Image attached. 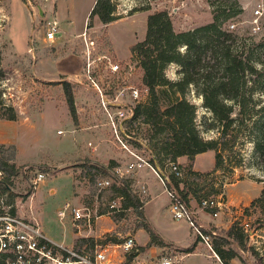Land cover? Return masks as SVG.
Listing matches in <instances>:
<instances>
[{
  "label": "rangeland",
  "instance_id": "obj_1",
  "mask_svg": "<svg viewBox=\"0 0 264 264\" xmlns=\"http://www.w3.org/2000/svg\"><path fill=\"white\" fill-rule=\"evenodd\" d=\"M219 1L222 0H109L112 19L103 23L99 15L92 12L96 0H0V101L12 107L16 115L14 119L0 118V158L14 166L17 173L10 177L11 190L18 195V200L22 197V202L30 188L29 178L36 171L45 173L31 204L44 233L51 239L70 242L75 238L68 217L61 221L57 216V209L63 201L69 200L79 206H88L92 213L102 214L91 224L90 236L100 241H113V238L120 240L130 233L136 242L143 243L147 233L137 232L139 228L136 227L144 222L143 213L138 216L137 210L121 209L122 198L111 189L113 183L119 184L115 180L119 177L112 176L110 185L99 190L95 180L109 175L95 168L86 173L91 164L108 165L112 161L115 164L132 159L128 150L120 148L113 139L109 126L103 124L105 115L99 94L91 84L109 98L123 90L126 101L130 100L129 88L136 87L140 91L141 104L148 102L150 93L141 81L143 69L138 56L130 50L133 44L144 39L147 16L164 10L175 32L187 31L211 22L213 6ZM224 1L230 5L226 11L231 15L223 17L220 26L232 32L235 40L231 48L245 50V53L251 50V64L258 71L264 69V0ZM37 5L41 6L42 15L36 10ZM255 8H259L257 14ZM51 18L58 22L53 42L44 38V23ZM90 41L94 45L89 57ZM261 41L263 43L256 46ZM184 50L185 46H179V52ZM108 61L118 65L116 73L111 74ZM205 71L204 67L190 71L195 81L187 85L182 96L194 105V123L199 135L215 140L218 150H207L196 157L195 166L206 169L198 171L199 175H189V162L185 156L181 157L179 164L185 175L179 188L186 193L197 223L220 235L238 219L245 218L252 225L264 218V199L262 204L245 210L248 200L260 194L264 183V148L257 150L253 142L262 133L258 119L264 114V91L262 81L252 85L254 76H245V85L239 91L249 110L244 125L238 122L236 103L221 97V101L234 108L232 115L237 116L222 135V123L205 106L201 93L216 81L225 80V76L220 69L212 70L209 76H205ZM162 76L170 82L181 79L180 65L167 63ZM67 84L73 94L74 117L63 91ZM168 88L164 85L155 88L162 107L180 98L177 91L168 94ZM133 103L134 107L137 102ZM130 128L138 137L147 140L149 126L142 117L136 116ZM58 130L63 132L58 133ZM127 144L130 149L149 156L147 146L134 139ZM223 144L224 149L221 148ZM216 151L222 154L218 169L212 165ZM125 178L131 180L130 191L142 204L151 194L144 211L149 217L145 221L155 234L179 242L190 239L192 244L190 251L169 244L153 254L168 255L175 249L183 255L180 264H218L214 257L207 256L208 248L191 234L188 222L172 218L170 198L150 168L143 167ZM143 181L146 191L141 187ZM219 194L224 198L225 207L212 217L200 207V200ZM113 201L120 210L110 209ZM119 213L122 215L118 216ZM255 233L257 236H253V241L249 238L248 246L252 242L264 246V228ZM144 248L145 245L140 246L143 255H147ZM241 256L242 259L234 258L231 263L259 264L248 249L242 251Z\"/></svg>",
  "mask_w": 264,
  "mask_h": 264
},
{
  "label": "trees",
  "instance_id": "obj_2",
  "mask_svg": "<svg viewBox=\"0 0 264 264\" xmlns=\"http://www.w3.org/2000/svg\"><path fill=\"white\" fill-rule=\"evenodd\" d=\"M229 7L230 5L224 0L219 1L213 6L211 22L191 30L179 32L174 31L166 11L153 12L147 16L144 39L133 44L130 48L131 52L138 56L143 69L141 81L148 89L151 97L148 102L136 104L133 107V116L134 118L136 116L142 117V121L149 126L146 137V149L149 154L148 160L154 166L155 164H159L162 167L167 160H176L179 156H185L189 162L187 168L188 174L199 175L201 172L199 173L190 168L194 156L207 150H218L215 140H207L199 135L194 123V105L182 96L185 93L187 85L195 81L190 72L191 70L204 67L206 70L205 76H209L213 72L212 70L219 71L220 69L225 76V80L216 81L211 88L205 89L201 93L205 106L222 123V135L235 122V117L238 116V122L244 125V120L249 115L244 96L239 93L245 85V76H254L252 85L258 80L262 81L264 91V69L258 71V68H255L251 64L252 51L248 50L245 53V50H233L231 46L235 38L232 32L227 29H222L220 26L222 18L231 15L229 10L226 11ZM111 10L112 7L109 0H96L92 12L97 13L103 23H107L112 19L110 14ZM262 43V41L258 42L256 46ZM182 45L185 46V50L181 53L179 52V46ZM169 62H175L180 65V69L182 70L181 79L170 82L162 76V69ZM208 66L209 71H207ZM158 85L168 86L169 88L166 90L168 94L171 91H177L180 98H175L162 107L155 94V88ZM223 85V90H219ZM63 91L69 112L74 117L75 108L72 90L67 84L63 87ZM221 97L236 103L237 116L232 115L234 108L221 101ZM15 117L13 108L2 104L0 101V118L14 119ZM258 120L260 121L262 133L261 136L254 138L253 142L256 149L261 150L264 148V114ZM256 121L254 124H256ZM225 147V144H223L221 148L224 149ZM221 161L222 154L220 151H216L214 154L215 169L220 168ZM113 164V161L106 166L91 164V166H87L86 173L91 168H95L97 172L109 175L108 167H111ZM13 167L12 164H7L4 159L0 158V168L6 174L4 181L9 185L12 183L10 179L11 175L17 173ZM184 175L178 178L173 174H169V181L165 183V187L172 190L177 197L185 201L188 205L186 193L183 188H179V184L184 181ZM115 180H118L119 184L113 183L110 186L122 198L121 209L137 210V215L142 216V210H140L142 203L129 188L131 180L127 178L123 179V177ZM263 199L264 183L260 194L249 202L245 210L262 204ZM117 215L121 216L122 214L119 213ZM263 220L264 218L257 219L253 222L256 224L250 225V228L253 231L264 228ZM136 227L143 228L148 233L149 240L147 245H169L150 229L147 221L139 222ZM81 239L76 238V242ZM112 240L116 241L117 239L113 238ZM248 240L249 233L245 232L237 221H234L222 234L213 235L212 247L224 264H232L231 261L234 258L242 259L241 252L247 249L256 257L259 264H264L258 251L252 246H248ZM185 249L186 251H190L188 250L190 248Z\"/></svg>",
  "mask_w": 264,
  "mask_h": 264
},
{
  "label": "built area",
  "instance_id": "obj_3",
  "mask_svg": "<svg viewBox=\"0 0 264 264\" xmlns=\"http://www.w3.org/2000/svg\"><path fill=\"white\" fill-rule=\"evenodd\" d=\"M36 10H38L37 7ZM258 12L259 8H255L254 13L257 14ZM44 26V38L53 42L58 33L57 20L55 18L48 19ZM90 42L91 46L94 45L92 41ZM92 48L93 46L91 49H87L89 57ZM108 67L112 71L111 74H114L118 65L108 61ZM91 85L96 88L99 94L100 107L113 133V139L120 148L128 150L132 156V159L124 163H117L108 167L109 177L96 179L95 187L102 190L110 185L112 176L127 177L140 168H150L158 176L170 198L169 211L172 218L186 220L198 242L204 244L210 251L207 256L214 257L218 264H224L212 247V237L216 234L215 231L203 230L185 201L165 187V183L169 181V174L178 178L183 176L179 163L176 160H167L162 167L159 164L154 166L148 157L139 151L130 149L127 144L129 140L134 139L144 147L147 146L146 139L138 137L135 131L130 128V123L134 122L133 102L142 103L139 101L141 95L138 88H129L127 94L130 100L126 101L123 99V90L116 92L113 97L109 98L94 83ZM57 132L62 133L63 131L58 130ZM87 144L90 146L91 142ZM5 176V172L0 168V264H180L183 258V255L175 249L168 255L153 253L143 255L144 252L129 233L117 241H100L90 236L91 224L102 214L92 213L88 206H79L69 200L63 201L57 210V216L61 221L68 217L72 231L79 235L77 238L82 239L78 242H76V238L70 242H56L44 233L31 204L34 192L45 178V173L36 171L29 178L30 188L24 194V202H22V197L17 199L18 195L11 190V184L5 183ZM141 187L144 191V186L141 185ZM223 199L220 194L218 196H205L200 200L199 205L202 209L207 210L212 217H216L219 211L225 207ZM109 205L111 210H120L114 201ZM237 222L245 232L249 233V238L253 241V236H257L256 230L253 231L250 228V224L245 218L238 219ZM84 228L87 229L86 233H84ZM261 244L252 242L250 246L257 250L264 259V246Z\"/></svg>",
  "mask_w": 264,
  "mask_h": 264
},
{
  "label": "crops",
  "instance_id": "obj_4",
  "mask_svg": "<svg viewBox=\"0 0 264 264\" xmlns=\"http://www.w3.org/2000/svg\"><path fill=\"white\" fill-rule=\"evenodd\" d=\"M38 9V8H37ZM39 11V10H38ZM42 13H43V11H42ZM40 14V13H39ZM103 124H106V125H108L107 124V120H106V118H104L103 119ZM109 126V125H108ZM109 129H110V127H109ZM111 130V129H110ZM88 142H90V141H88ZM204 152H206V151H204ZM204 152H201V153H198V154H196L195 156H194V158H193V161H192V165H191V169L192 170H195V171H204V170H206V169H199V168H197L196 166H195V160H196V157L199 155V154H202V153H204ZM181 157H183V156H179L177 159H176V161L179 163V159H181ZM115 164H117V163H115ZM104 166H106V164H103ZM212 165H214V162L212 163ZM211 165V166H212ZM146 168V167H145ZM141 169H143V168H140L139 170H141ZM144 182V181H143ZM145 184H146V182H144V184L142 183V185L144 186V188H145V191H146V187H145ZM163 190H164V187H163ZM151 198H152V196H151V194H149V197L143 202V204H142V213H143V217L145 218V220H147L149 217L146 215V213H145V211H144V209H145V205H146V203L148 202V201H150L151 200ZM252 199H250V200H248L249 202L251 201ZM170 202V201H169ZM58 210V209H57ZM170 212V211H169ZM35 214H36V212H35ZM208 215H210V214H208ZM37 217V216H36ZM147 218V219H146ZM195 218H196V216H195ZM38 219V218H37ZM38 221H39V219H38ZM39 223H40V221H39ZM40 225H41V223H40ZM69 227H70V225H69ZM42 228V227H41ZM71 228V227H70ZM71 230H72V228H71ZM91 230H92V227H91V229H90V231L89 232H91ZM86 231H87V229H85L84 228V233H86ZM146 232V231H144V229L143 228H139V229H137V232ZM190 232H191V234L194 236V234H193V231H192V228L190 227ZM147 233V232H146ZM73 234H74V236L73 237H75V238H77L79 235L77 234V233H74L73 232ZM130 234V233H129ZM132 235V234H131ZM195 237V236H194ZM164 242H166V243H168V244H173V245H177V246H179V247H183V248H190L191 247V245L192 244H190L191 242H190V239L187 241H185V242H179L178 240H175V239H173L172 237H166V238H163V237H160ZM148 240H149V236H148V233H147V235H146V237H145V239H144V241H143V243L141 244L140 242H138L137 241V244L139 245V246H144L145 245V247L146 248H144L145 250H147V252L148 253H156L157 252V250L158 249H160L161 247H164V246H158V245H154V244H151V245H147V242H148ZM147 245V246H146ZM191 253V255H196L197 253H193V252H190Z\"/></svg>",
  "mask_w": 264,
  "mask_h": 264
},
{
  "label": "water",
  "instance_id": "obj_5",
  "mask_svg": "<svg viewBox=\"0 0 264 264\" xmlns=\"http://www.w3.org/2000/svg\"><path fill=\"white\" fill-rule=\"evenodd\" d=\"M37 8H38V10H39L40 15H42L43 13H42L41 6H40V5H37Z\"/></svg>",
  "mask_w": 264,
  "mask_h": 264
},
{
  "label": "bare ground",
  "instance_id": "obj_6",
  "mask_svg": "<svg viewBox=\"0 0 264 264\" xmlns=\"http://www.w3.org/2000/svg\"><path fill=\"white\" fill-rule=\"evenodd\" d=\"M90 44H91V42H90Z\"/></svg>",
  "mask_w": 264,
  "mask_h": 264
}]
</instances>
